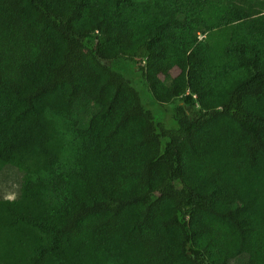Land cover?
<instances>
[{"label":"trees","instance_id":"obj_1","mask_svg":"<svg viewBox=\"0 0 264 264\" xmlns=\"http://www.w3.org/2000/svg\"><path fill=\"white\" fill-rule=\"evenodd\" d=\"M122 62L173 105L175 128ZM10 170L0 264H264V14L215 0H0Z\"/></svg>","mask_w":264,"mask_h":264},{"label":"rangeland","instance_id":"obj_2","mask_svg":"<svg viewBox=\"0 0 264 264\" xmlns=\"http://www.w3.org/2000/svg\"><path fill=\"white\" fill-rule=\"evenodd\" d=\"M242 10H245L252 14L253 16H259L264 14V0H215ZM119 64V62H118ZM145 65V63H144ZM139 67V65H138ZM114 69L120 72L127 80L131 81L134 87L140 92L142 102L144 106L153 112L156 121L166 124L164 121V116L166 112H169L170 115L173 114V105L161 106L153 100L152 94L146 87L145 80L143 76L133 75L129 67V63L122 62V65H114ZM168 128H175L173 119L166 124ZM18 176L17 174L10 170L5 175H0V195L14 199L17 195L18 188Z\"/></svg>","mask_w":264,"mask_h":264}]
</instances>
